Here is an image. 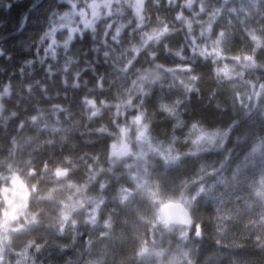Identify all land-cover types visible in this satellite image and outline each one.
Here are the masks:
<instances>
[{
  "label": "clouds",
  "instance_id": "clouds-1",
  "mask_svg": "<svg viewBox=\"0 0 264 264\" xmlns=\"http://www.w3.org/2000/svg\"><path fill=\"white\" fill-rule=\"evenodd\" d=\"M65 2L36 0L40 28L23 52L42 46ZM67 2L84 24L58 34L51 68L38 52L12 67L0 47V264H264V105L223 79L228 68L243 81L235 57L249 49L222 29L219 51L209 42L211 55L177 64L203 28L197 0ZM225 17L239 40H264V0H227ZM205 172L234 223L218 227L214 201L192 194ZM169 201L190 223H164Z\"/></svg>",
  "mask_w": 264,
  "mask_h": 264
},
{
  "label": "snow or ice",
  "instance_id": "snow-or-ice-1",
  "mask_svg": "<svg viewBox=\"0 0 264 264\" xmlns=\"http://www.w3.org/2000/svg\"><path fill=\"white\" fill-rule=\"evenodd\" d=\"M5 7H12L10 0H4ZM63 9H65V13L60 15L52 21V31L51 34L44 40L43 44L37 50L35 47L32 49L36 54L38 52L42 61L46 63V61L51 59V61H58L60 56L63 54L64 45L55 43L54 41L58 39V34L60 32H64L67 34V31L75 29L77 27L82 28L84 21L81 20L80 24L77 25L75 23L76 18L79 16V7L76 6L72 2H66L63 4ZM227 7V0H197L195 5V12L197 14V18L200 22V25H203V28L197 26V31L195 32L192 39H189L187 45H185L183 52L180 54L182 59L177 60V64H181L182 67L188 68L191 67L190 61L188 60V56L191 54L193 56L199 55L197 49L203 51L204 48H207L206 55H211L212 48H208V43L211 42L213 47L219 48L217 45L221 43L222 29H231L230 35L225 36L224 39L230 41L234 44L235 47H244L249 49L248 52L245 53L243 57H235V59L244 60L245 64L244 73H243V81H241L239 76L233 77L228 68L223 69V79L225 82L231 83L235 86H239L241 83L246 86L250 95L247 97L249 106L253 102L257 105H264V60H261V57H264V40H261L257 35L251 34L249 36H245L244 41L239 40L236 35V30L231 28L230 21H232L233 17H225V8ZM70 13V14H69ZM191 15V14H190ZM114 27V26H113ZM206 31V34H202ZM114 33H109V36ZM75 40H79L80 36L77 33L74 36ZM193 40L195 42H193ZM255 43L256 47L259 48V52L256 56L251 55L250 49L252 44ZM203 46V48H201ZM43 53L40 55V53ZM36 58H33V62H35ZM211 63V60H209ZM49 68L52 67L51 62L46 63ZM257 77H259V83H257ZM114 154L117 156L127 155V145L123 142L114 146ZM212 175L211 172H205L201 176L194 178V188L193 195L199 196L201 192L207 194V196L214 201V207L216 211V218L218 223V227H223L225 224H231L235 222V218L232 215L227 214L224 209V202L222 197V193L219 195H215L219 190L216 188V185H212L209 187L207 183H205L206 177ZM224 177L220 176L217 180V184L223 183ZM14 183H18L14 180ZM200 184H204V188L199 192L195 191V188ZM9 190L5 189L4 192L7 193ZM13 192V196L16 194V189L13 188L11 190ZM155 197V193L151 194ZM6 198H8L6 196ZM126 198V197H125ZM9 203H13V199H9ZM15 208L13 209V213L10 215H14ZM161 219L166 224H171L173 222L177 223H190L187 219V215L183 210V206L178 203H173L169 201L165 203L161 208ZM101 225L107 220L103 214L99 217ZM254 223V221H253ZM110 226V225H109ZM108 227H100L99 232H107ZM99 232L97 234H99ZM87 235V233H85ZM259 239V238H257ZM221 244L222 247L225 245L222 241H217Z\"/></svg>",
  "mask_w": 264,
  "mask_h": 264
},
{
  "label": "trees",
  "instance_id": "trees-1",
  "mask_svg": "<svg viewBox=\"0 0 264 264\" xmlns=\"http://www.w3.org/2000/svg\"><path fill=\"white\" fill-rule=\"evenodd\" d=\"M10 3L12 7L8 8L4 6V0H0V42H11L10 44L7 43L4 47H6L8 52L12 53V67H19L22 61L29 58V56H32V59L36 58L34 51L23 52L18 45L23 44L24 40L27 41L29 37L34 36L39 31L40 24L36 9L33 8L36 0H28L24 3H17L16 0H10ZM27 16H35L36 19L31 20V23L26 25L23 20ZM87 39H90V37ZM42 54L41 52L40 55ZM48 62L55 63L50 58L46 61V63ZM196 107L209 120L215 119V113L202 109L198 103Z\"/></svg>",
  "mask_w": 264,
  "mask_h": 264
},
{
  "label": "flooded vegetation",
  "instance_id": "flooded-vegetation-1",
  "mask_svg": "<svg viewBox=\"0 0 264 264\" xmlns=\"http://www.w3.org/2000/svg\"><path fill=\"white\" fill-rule=\"evenodd\" d=\"M13 1H15V0H13ZM28 0H16V2L17 3H24V2H27ZM37 6H39V5H37ZM26 18V19H25ZM24 18V23L26 24V25H28L29 23H31V20H35L36 19V17L35 16H27V17H25ZM32 24H34V23H32ZM10 44L11 42H0V47H4L6 44ZM7 50V49H6ZM8 52V51H7ZM13 57V56H12ZM0 63H5V60H4V57H0ZM12 64H13V60H12Z\"/></svg>",
  "mask_w": 264,
  "mask_h": 264
},
{
  "label": "rangeland",
  "instance_id": "rangeland-1",
  "mask_svg": "<svg viewBox=\"0 0 264 264\" xmlns=\"http://www.w3.org/2000/svg\"><path fill=\"white\" fill-rule=\"evenodd\" d=\"M23 42H25V40Z\"/></svg>",
  "mask_w": 264,
  "mask_h": 264
}]
</instances>
